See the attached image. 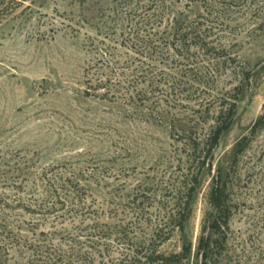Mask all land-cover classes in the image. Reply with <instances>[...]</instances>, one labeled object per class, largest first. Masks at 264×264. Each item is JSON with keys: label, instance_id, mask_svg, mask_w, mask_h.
<instances>
[{"label": "rangeland", "instance_id": "374dc122", "mask_svg": "<svg viewBox=\"0 0 264 264\" xmlns=\"http://www.w3.org/2000/svg\"><path fill=\"white\" fill-rule=\"evenodd\" d=\"M236 1L224 21L209 23L232 32L221 42L224 56L192 47L178 57L170 47L182 24L205 15L200 2L0 0V264H26L20 238L6 261L5 228L25 244L36 204L64 184L79 185L101 220L102 243L80 234L82 264H139L134 251L148 253L150 220L176 214L193 154L182 129L199 124L205 143L233 106L184 230L158 250L191 246L181 264H200L221 171L229 175L232 215L213 264H264V129L250 134L264 118V0ZM108 89L116 97H104ZM245 136L250 142L233 165Z\"/></svg>", "mask_w": 264, "mask_h": 264}, {"label": "trees", "instance_id": "16d2710c", "mask_svg": "<svg viewBox=\"0 0 264 264\" xmlns=\"http://www.w3.org/2000/svg\"><path fill=\"white\" fill-rule=\"evenodd\" d=\"M200 2L205 10V15L201 17L200 22H195L191 25H184L178 30L176 43L170 47L173 56L183 57L184 53H188L192 47H196L205 51L206 55L224 56L227 53L225 46L221 43L223 40L232 37V32L228 28H217L209 26L217 24L225 20V12H230V8L236 0H194ZM246 0H244L245 2ZM221 26L223 24L220 23ZM219 27V25H217ZM180 35V36H179ZM219 44L220 48H217ZM90 82V81H89ZM90 90H87V95H90L93 86L90 82ZM116 97L115 92L108 89L104 97ZM128 98V94L126 95ZM125 97V98H126ZM132 97V96H131ZM130 97V99H132ZM223 113V112H222ZM226 120L220 126L218 124L213 128L210 135L204 143L198 135L199 124H193L188 128L182 129L185 134H190L189 147L193 151L192 156L186 163L187 174L183 175L181 182L179 202L176 207V214L153 222L150 220L148 253L134 251L135 263L139 264H181L186 261L191 255V246H183V250L179 254L166 255L159 251L164 243L171 239V232L178 229L184 230L191 213V203L199 185V178L205 168H210V159L219 146L221 135L225 130L228 122L235 116V107L227 110L224 113ZM175 128V126L173 125ZM186 127V126H185ZM264 129V118L258 120L251 129V136H255ZM250 137L245 136L237 145L236 154L233 165L237 164L238 157L244 152ZM228 174L221 171L218 172L211 191L210 196V220L208 224L209 235L203 238L200 243V264H213L214 257L221 254L226 247L228 233L230 231V219L232 208L229 199ZM50 202L36 204L37 209L33 210L39 218L36 221H31V232L33 237L25 239V244L20 236L15 239L9 237L14 235V231L10 227H6L7 237L3 240L4 250L6 253V261L9 262V251L14 246L18 245L21 250L18 251L22 260H26V264H82L85 261L82 255V232L86 234V240L89 243L96 244V241L102 243L104 237L100 236L102 232L101 220L98 212H93L90 206H87L82 201V188L77 186H68L64 184L53 189L49 196ZM91 216V217H90ZM49 218V221L48 219ZM90 221V223L88 222ZM88 222V223H86ZM138 226H141V221H136ZM49 224L48 232L41 231L37 233L38 227ZM72 225L74 232H69L66 225ZM85 225V226H84ZM61 226V230L58 228ZM22 227V225H21ZM100 229V231H99ZM20 238L19 242L16 240ZM95 239V242H93ZM159 241V244H157ZM17 242V244H16ZM146 242H143L145 244ZM16 244V245H15ZM157 244V245H156ZM92 248V247H91ZM86 257V256H85ZM13 259V257H12ZM144 261V262H143ZM15 264H20L16 262Z\"/></svg>", "mask_w": 264, "mask_h": 264}]
</instances>
